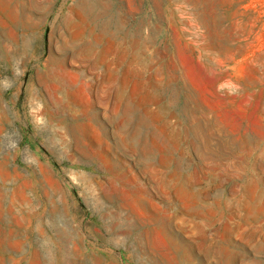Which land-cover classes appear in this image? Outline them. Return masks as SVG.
Segmentation results:
<instances>
[{
  "label": "rangeland",
  "instance_id": "rangeland-1",
  "mask_svg": "<svg viewBox=\"0 0 264 264\" xmlns=\"http://www.w3.org/2000/svg\"><path fill=\"white\" fill-rule=\"evenodd\" d=\"M0 236V264H264V0H0Z\"/></svg>",
  "mask_w": 264,
  "mask_h": 264
},
{
  "label": "bare ground",
  "instance_id": "bare-ground-1",
  "mask_svg": "<svg viewBox=\"0 0 264 264\" xmlns=\"http://www.w3.org/2000/svg\"><path fill=\"white\" fill-rule=\"evenodd\" d=\"M62 77H60L61 78V83L65 86V89L67 90V92H71V89H70V87H71V84L69 83V82H67L66 81V78H65V76H64V73H63V75H61ZM71 94V93H70ZM70 97V96H69ZM59 102H60V100H59ZM5 217V216H4ZM6 219V218H5ZM8 224V223H7ZM13 224V223H12ZM9 226V225H8ZM6 229H8V228H6ZM6 232H8V231H6ZM16 233V232H15ZM20 233V232H19ZM12 235H14V234H12ZM1 236H3V235H1ZM0 236V237H1ZM14 238V237H13ZM15 239V238H14Z\"/></svg>",
  "mask_w": 264,
  "mask_h": 264
}]
</instances>
